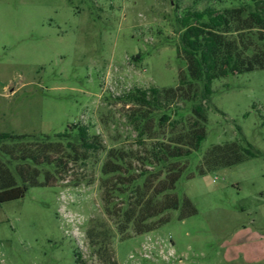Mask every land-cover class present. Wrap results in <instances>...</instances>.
<instances>
[{"label": "rangeland", "instance_id": "rangeland-1", "mask_svg": "<svg viewBox=\"0 0 264 264\" xmlns=\"http://www.w3.org/2000/svg\"><path fill=\"white\" fill-rule=\"evenodd\" d=\"M206 0H175L179 12ZM176 5V4H175ZM175 5L169 0H0V132L64 131L81 121L107 149L137 147L117 99L134 86L175 87ZM171 41V42H170ZM139 52L142 59L134 58ZM207 104V135L175 193L197 212L113 240L120 264H264V69L217 78ZM189 107L190 104H181ZM242 136L259 151L230 167L188 178L214 144ZM106 151L70 179L31 187L0 204V264H89L90 221L104 217L100 166Z\"/></svg>", "mask_w": 264, "mask_h": 264}, {"label": "trees", "instance_id": "trees-1", "mask_svg": "<svg viewBox=\"0 0 264 264\" xmlns=\"http://www.w3.org/2000/svg\"><path fill=\"white\" fill-rule=\"evenodd\" d=\"M174 5L178 38L172 43L186 65L177 86H134L117 96L128 105L127 122L136 132L137 147L107 149L100 134L81 121L52 135L0 132V204L24 197L31 187L67 180L106 151L99 180L105 216L92 219L86 231L101 264H120L113 246L116 234L125 239L131 231H152L170 220L172 210H179L180 220L197 212L175 188L189 168L187 160L206 138L212 82L264 69V0H206L202 8L187 6L180 12L179 3ZM134 58L142 59V53ZM258 155L245 136L214 144L187 177ZM75 261L89 264L81 252H75Z\"/></svg>", "mask_w": 264, "mask_h": 264}, {"label": "water", "instance_id": "water-1", "mask_svg": "<svg viewBox=\"0 0 264 264\" xmlns=\"http://www.w3.org/2000/svg\"><path fill=\"white\" fill-rule=\"evenodd\" d=\"M170 5H174L175 0H169Z\"/></svg>", "mask_w": 264, "mask_h": 264}]
</instances>
